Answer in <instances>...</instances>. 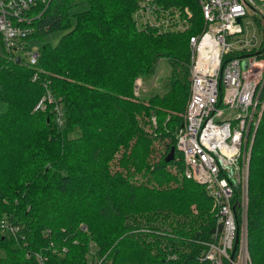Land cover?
I'll return each mask as SVG.
<instances>
[{"label": "trees", "instance_id": "1", "mask_svg": "<svg viewBox=\"0 0 264 264\" xmlns=\"http://www.w3.org/2000/svg\"><path fill=\"white\" fill-rule=\"evenodd\" d=\"M79 1L37 3L27 36L34 65L0 40V221L21 230L0 227V264H38L35 250L55 264H207L200 257L217 233L211 198L185 177L176 147L166 158L188 101L196 29L139 27L136 0H84L73 10ZM160 1L188 4L200 19L196 0ZM60 29L57 42L42 39ZM160 57L168 88L137 97L135 77ZM247 195V249L251 264H264V113Z\"/></svg>", "mask_w": 264, "mask_h": 264}, {"label": "built area", "instance_id": "2", "mask_svg": "<svg viewBox=\"0 0 264 264\" xmlns=\"http://www.w3.org/2000/svg\"><path fill=\"white\" fill-rule=\"evenodd\" d=\"M47 1L0 0V40L14 57L25 52L29 65L38 58L37 48L27 43L39 15L34 8ZM196 1L200 19L193 18L188 4L165 5L160 0H136L133 16L137 26L149 25L158 32L196 29L188 37L190 88L175 147L182 155L185 177L203 185L216 217L217 233L205 242L200 259L207 264H251L248 161L264 113V11L254 0ZM249 12L257 21L258 34L249 25L252 22H243ZM47 99L49 94L41 96L35 109H43ZM54 108L60 124L57 103ZM0 227L14 236L21 233L9 221L1 220ZM33 255L38 264H55L45 251L35 250Z\"/></svg>", "mask_w": 264, "mask_h": 264}, {"label": "rangeland", "instance_id": "3", "mask_svg": "<svg viewBox=\"0 0 264 264\" xmlns=\"http://www.w3.org/2000/svg\"><path fill=\"white\" fill-rule=\"evenodd\" d=\"M254 1L264 11V0H254ZM86 5H87L86 1L80 0L79 3L73 7V10L83 9L84 7H86ZM243 22H248V23L252 22L253 24H249V25L250 26L253 25L256 33L257 34L259 33L257 21L254 15H250V12L248 13V15L243 17ZM259 25L261 28L262 23L259 22ZM252 30L253 28L249 29V33ZM64 31L65 29L53 31L47 35H44L42 39L45 41H50L51 43H55L57 42V40L59 39V37ZM42 39L38 38L35 41V43L38 44ZM17 53L20 54L23 59L26 57L25 52L23 51H19ZM169 71H170V66H169V62L167 58L166 57L158 58L153 72L135 77L134 90H135L136 96L139 98H146L155 92H163L164 90H166L168 88L167 75ZM137 81H140L142 85H137L136 83ZM181 117L182 118H181L180 125L183 122V117H184L183 113H181ZM153 118L152 120L154 122ZM247 217H248V197H247ZM95 249H96V245L94 244L92 246V251H95ZM89 259H91V262H94L96 261L97 257L89 255Z\"/></svg>", "mask_w": 264, "mask_h": 264}, {"label": "water", "instance_id": "4", "mask_svg": "<svg viewBox=\"0 0 264 264\" xmlns=\"http://www.w3.org/2000/svg\"><path fill=\"white\" fill-rule=\"evenodd\" d=\"M15 60H16V61H19V60H20V56H16ZM174 149H175V146H173V147L171 148L170 152L168 153V155H167V157H166L167 159L173 157V155H174Z\"/></svg>", "mask_w": 264, "mask_h": 264}]
</instances>
